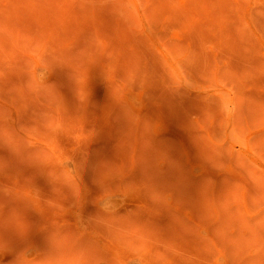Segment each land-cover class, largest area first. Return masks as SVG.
<instances>
[{
    "label": "rangeland",
    "instance_id": "obj_1",
    "mask_svg": "<svg viewBox=\"0 0 264 264\" xmlns=\"http://www.w3.org/2000/svg\"><path fill=\"white\" fill-rule=\"evenodd\" d=\"M0 264H264V0H0Z\"/></svg>",
    "mask_w": 264,
    "mask_h": 264
}]
</instances>
